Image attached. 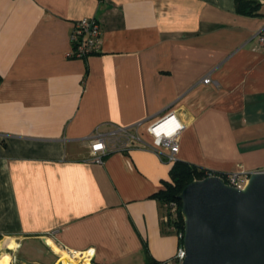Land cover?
<instances>
[{
	"label": "crops",
	"instance_id": "crops-1",
	"mask_svg": "<svg viewBox=\"0 0 264 264\" xmlns=\"http://www.w3.org/2000/svg\"><path fill=\"white\" fill-rule=\"evenodd\" d=\"M235 0H0V264L170 260L155 195L172 164L135 145L91 162L89 140L173 113L176 161L212 175L264 171V27ZM94 19L100 52L68 56ZM209 78L211 83L204 84ZM114 142V138H111ZM88 261V262H87Z\"/></svg>",
	"mask_w": 264,
	"mask_h": 264
},
{
	"label": "water",
	"instance_id": "water-1",
	"mask_svg": "<svg viewBox=\"0 0 264 264\" xmlns=\"http://www.w3.org/2000/svg\"><path fill=\"white\" fill-rule=\"evenodd\" d=\"M183 218L182 264H264V171L242 189L209 176L178 195Z\"/></svg>",
	"mask_w": 264,
	"mask_h": 264
},
{
	"label": "built area",
	"instance_id": "built-area-1",
	"mask_svg": "<svg viewBox=\"0 0 264 264\" xmlns=\"http://www.w3.org/2000/svg\"><path fill=\"white\" fill-rule=\"evenodd\" d=\"M71 50L69 57L84 59L100 52L101 30L99 24L94 19L83 18L78 20L70 35ZM257 48L264 52V27L258 34ZM204 84L211 83L209 78L202 80ZM184 126L175 118L173 113H167L163 117L150 122L145 130L151 138V144H146L135 134H131L128 129H119L110 135L97 132L89 140L91 162L102 164L104 157L112 151H123L132 149L138 144L141 147L155 152L162 160L172 164L176 161L178 152V138ZM114 138V142L112 139ZM224 180V179H223ZM225 184L237 189H242L248 182V176L231 174L225 177ZM165 210V222L174 227L177 219L178 205L176 202H168L163 205ZM178 240L182 241L183 232L177 233ZM67 256L77 262L86 256L91 258L90 251L84 253L75 250L64 249ZM185 258L184 249L179 246L173 257L163 264H182Z\"/></svg>",
	"mask_w": 264,
	"mask_h": 264
},
{
	"label": "trees",
	"instance_id": "trees-1",
	"mask_svg": "<svg viewBox=\"0 0 264 264\" xmlns=\"http://www.w3.org/2000/svg\"><path fill=\"white\" fill-rule=\"evenodd\" d=\"M260 9V3L255 0H235V11L236 14L245 17H255L258 15ZM1 82V77H0ZM209 176H213L212 173L192 166L188 163L175 161L170 168L169 178L170 181L164 183V188L160 190L156 195V199L164 205L168 202H176L178 205L177 219L174 223L175 231L183 232V218L181 215V202L178 199V195L181 193L182 189L195 180H202ZM217 176V175H214ZM225 180V176L218 175ZM179 246H181L182 241L179 240ZM146 264H161L157 261L151 259Z\"/></svg>",
	"mask_w": 264,
	"mask_h": 264
},
{
	"label": "bare ground",
	"instance_id": "bare-ground-1",
	"mask_svg": "<svg viewBox=\"0 0 264 264\" xmlns=\"http://www.w3.org/2000/svg\"><path fill=\"white\" fill-rule=\"evenodd\" d=\"M67 257H68V256H67ZM68 259H69V261H72V262H74L75 264H78L77 260H73V259H71V258H69V257H68ZM81 259L87 260L86 256L82 257ZM87 262H88V261H87Z\"/></svg>",
	"mask_w": 264,
	"mask_h": 264
},
{
	"label": "rangeland",
	"instance_id": "rangeland-1",
	"mask_svg": "<svg viewBox=\"0 0 264 264\" xmlns=\"http://www.w3.org/2000/svg\"><path fill=\"white\" fill-rule=\"evenodd\" d=\"M165 212V211H164ZM175 227V226H174Z\"/></svg>",
	"mask_w": 264,
	"mask_h": 264
}]
</instances>
